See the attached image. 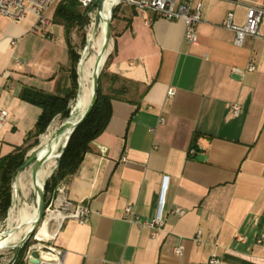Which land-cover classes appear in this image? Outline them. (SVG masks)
Segmentation results:
<instances>
[{"label": "crops", "instance_id": "1", "mask_svg": "<svg viewBox=\"0 0 264 264\" xmlns=\"http://www.w3.org/2000/svg\"><path fill=\"white\" fill-rule=\"evenodd\" d=\"M197 1L196 44L183 40L181 21L115 6L100 87L118 97L65 182L68 199L90 213L83 223L65 219L50 242L63 252L61 264H208L211 256L218 264H264V239L256 242L264 235V18L259 36L241 46L222 25L228 13L243 25L247 6L264 0ZM55 7L46 8L50 25L37 33L33 14L0 15V108L7 111L0 156L31 141L41 112L21 98L23 88H69V42L52 21ZM249 64L255 68L243 76L232 71ZM163 177V225L153 235L123 209L132 207L138 222L151 220Z\"/></svg>", "mask_w": 264, "mask_h": 264}, {"label": "trees", "instance_id": "2", "mask_svg": "<svg viewBox=\"0 0 264 264\" xmlns=\"http://www.w3.org/2000/svg\"><path fill=\"white\" fill-rule=\"evenodd\" d=\"M95 7L91 5L81 11L76 0H60L54 10L53 22H59L65 27L67 40L69 42V60H70V86L62 93L50 94L41 90L23 88L21 98L37 105L41 112L26 140L31 141L26 145L16 146L13 150L3 156H0V220L5 216L11 205V185L15 178L19 166L27 158V152L39 143V136L43 134L51 120L60 115L63 119L69 116L70 101L75 99L78 83L75 67L79 59L78 54L73 50L70 42V34L74 28H81L85 21L87 10ZM115 8L112 10L114 17ZM104 67L99 75V87L97 100L90 113L72 132L64 153L61 156L57 167L44 182V194L46 206L48 205V194H52L60 183H65L76 171L84 155L90 149V143L105 128L110 117V100L118 97V93L103 94L100 83L104 75ZM26 243L20 249H17L15 259L12 264H23L24 251Z\"/></svg>", "mask_w": 264, "mask_h": 264}, {"label": "built area", "instance_id": "3", "mask_svg": "<svg viewBox=\"0 0 264 264\" xmlns=\"http://www.w3.org/2000/svg\"><path fill=\"white\" fill-rule=\"evenodd\" d=\"M53 0H0V15L12 20H19L28 14H33L36 17L35 23L31 28V32H43L45 28L50 25V20L45 16V10ZM81 8L89 7L95 0H76ZM120 2H125L128 5L138 10H145L153 13L158 17H162L169 21H181L184 25L183 40L186 43L196 44L197 35L195 32L196 23L201 21V3L197 1L192 4V0H118L116 5ZM264 18V3L248 5L245 14V21L243 25H235L232 23V14L228 13L223 21V27L234 31V41L236 46H241L246 37L259 36V24ZM254 65L249 64L246 69L240 70L234 67L232 71L238 75L243 76L245 72L253 71ZM171 92H169L170 95ZM233 112L237 114L238 106L233 105ZM7 118V111L0 108V125L4 123ZM163 119H159L162 123ZM194 152L193 148L188 150L189 154ZM166 177H163V187L160 195L159 208L156 215L151 220L138 222L132 207L127 206L123 209V216L130 217L131 222H136L139 227H148L153 230V235L163 225V217L161 214L163 191ZM50 208V209H49ZM48 213H56L57 219L53 221L55 227L49 238L53 240L61 223L65 219L75 220L78 223H83L90 213V209L83 202H72L66 195L65 183H60L54 192L48 197V205L45 209ZM185 210L181 207H175L173 213L176 215H183ZM200 230L196 232L195 240L199 241ZM238 241H243L244 237L237 235ZM264 239L263 234H259L256 242L260 243ZM46 255L40 256L37 264H61L63 252L55 248L51 244L44 245ZM176 253L181 252V247L175 249ZM219 260L215 256L208 259V264H218Z\"/></svg>", "mask_w": 264, "mask_h": 264}, {"label": "bare ground", "instance_id": "4", "mask_svg": "<svg viewBox=\"0 0 264 264\" xmlns=\"http://www.w3.org/2000/svg\"><path fill=\"white\" fill-rule=\"evenodd\" d=\"M117 1L118 0H105L104 1L103 10L101 12V19L99 20V23L96 25L98 30H97V33H96L93 41H92L93 53L89 57H87L85 61L80 62V67H79L80 76H79V82H78V89H77V93H76L74 102L70 107V112H69L70 113V115H69L70 121H75L81 116V114L83 113L84 109L86 108L87 103L89 101V98L91 96L92 74L94 72L95 63L100 58V50H101V46H102V42H103L104 19L109 16L111 7L115 3H117ZM93 28H94V24H93ZM107 52H104V54L101 56L98 69L101 68ZM57 126L58 125L55 124L53 121L52 124L48 127V131L46 133L42 134V136H41V144H40L41 146L37 150L38 157L39 158L42 157L44 154L47 153V151L50 148L52 149V153H51V157H49V159L44 161L41 164V166L39 167V169L37 171L36 182H33L32 178H31V166H29L28 169H26L22 172H19L15 176V178H14L15 181L13 179L14 183L12 181V183H13V185H12V196H14L15 191H20L21 195L23 197L27 196L31 191L33 192L34 188L36 187V185L39 182H40V184H39V186H40L49 177L51 171L55 167V163H56L55 157H56L58 150L61 146V141L54 140L51 144V147L46 146L45 143H46V141H48V139L51 137V135L56 131ZM35 192H34V194H35ZM34 197H35V199H34L35 203L31 206L30 218L29 217L26 218V226H25L24 207H23L17 211V213H18L17 221L19 222V224H21L23 226L19 230H12L11 233H9V235L6 238H4V239L1 238L3 241H0V249L6 248V247H15L20 242L21 237H23V235L30 229L32 222L34 221V219L36 217V195ZM48 216H49L48 219H51V220L57 219V214L55 212L49 213ZM12 220H13V209L11 207V208H9V213H8L9 223H11ZM44 232L46 234V238H49L51 236V234H49V232L47 231L46 228H44Z\"/></svg>", "mask_w": 264, "mask_h": 264}, {"label": "rangeland", "instance_id": "5", "mask_svg": "<svg viewBox=\"0 0 264 264\" xmlns=\"http://www.w3.org/2000/svg\"><path fill=\"white\" fill-rule=\"evenodd\" d=\"M59 2H60V0H53L49 4V8L57 6V4ZM79 8L81 9V11L86 9V8H81L80 6H79ZM85 15H86V21H85L84 25L81 28H77V27L74 28L70 34L71 46H72L73 50L79 56V59L77 61L76 67H75V72L77 75V83L79 82V76H80V69H79L80 62L85 61L86 58L89 57L93 53L92 41H93V39L97 33V30H98L97 26H96L97 23L95 22V8H93L91 10H87L85 12ZM45 16L47 17V11L46 10H45ZM93 24H94V28H93ZM103 67H104V65H103ZM103 67H102V69H103ZM73 102H74V99L70 101V107L73 104ZM64 120L65 119H63L60 115H56L51 121L52 122L54 121V123L58 125L57 126V128H58L59 125ZM52 122H50L48 127L52 124ZM48 127L44 133H46L48 131ZM41 136H42V134L39 136V141L41 140ZM34 149H35V147L30 149L27 152V156L30 155ZM29 166H26L21 171H18L17 174L19 172H22V171L28 169ZM14 181H15V179H14ZM14 181H13V183H14ZM13 183H12V185H13ZM39 184H40V182L36 185L35 188H37L39 186ZM12 185H11V199L12 200H11L10 206L13 209V220H12L13 223L12 222L9 223V221H8L9 211H7L6 216L2 220H0V234L1 233H7V232L11 233L12 230H19L23 226V225L19 224V222L17 221V215H18L17 211L23 207H24V219H25V226H26V218L27 217L30 218L31 206L35 203V200H34L35 199L34 192L36 190L35 188H34L33 192L31 191L25 197H23L21 195L20 191H15L14 196H12ZM48 195L50 196V194H48ZM45 209H46V207H45ZM48 215H49V213L47 214V211H45L43 219L37 225V227L33 230L30 237L27 239L26 248L24 251L23 264H34V263H31L29 261L31 258L32 259H39L40 256L46 255L45 248H43V247H44V245H49L51 241L49 240L50 237L46 238L44 228L47 229L49 234H52V230L55 227V224L53 223V221H50L51 219H48L49 218ZM21 239H22V237H21ZM0 241H3V240L0 239ZM16 253H17V248H15V247L1 248L0 249V264H12L14 259H15Z\"/></svg>", "mask_w": 264, "mask_h": 264}, {"label": "water", "instance_id": "6", "mask_svg": "<svg viewBox=\"0 0 264 264\" xmlns=\"http://www.w3.org/2000/svg\"><path fill=\"white\" fill-rule=\"evenodd\" d=\"M105 0H95L91 6L95 7V22L98 24L99 20L101 19V12L103 10V4ZM116 6V3L111 7L109 16L104 19V34H103V42L100 50V58L104 54V52H107L109 49V45L111 42V17H112V10ZM108 55V52L105 56V59L103 61V64L100 69L99 68V62L100 58L97 60L94 66V72L92 74V81H91V96L89 98V101L87 103L86 108L84 109L81 116L75 120L70 121L69 116L59 125V127L56 129V131L51 135V137L46 141L45 145L50 146L54 140L61 141V146L58 150V153L56 155V164L54 169L57 167V164L59 163L62 154L65 151L67 142L72 134V132L75 130V128L85 119V117L90 113L91 109L93 108L97 96H98V87H99V75L101 73L102 67L105 63L106 57ZM70 115V113H69ZM41 140L39 143L35 146V149L32 151L30 155L27 156V158L23 161V163L19 166L18 171H21L26 166H31V178L33 182H36L37 177V171L41 164L49 159L51 157L52 149L50 148L46 154H44L42 157H38V148L41 146ZM54 169L51 171L50 175L54 171ZM49 175V176H50ZM36 192L34 196L36 195V217L34 221L32 222V225L30 229L24 234L20 242L15 246V248L20 249L23 244L27 241V239L30 237L33 230L37 227V225L41 222L43 219L44 213H45V206H46V198L44 194V182L39 187L35 188ZM9 235V232L7 233H1V238H6ZM31 263L37 264L39 261L38 259H30Z\"/></svg>", "mask_w": 264, "mask_h": 264}]
</instances>
